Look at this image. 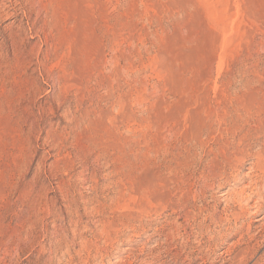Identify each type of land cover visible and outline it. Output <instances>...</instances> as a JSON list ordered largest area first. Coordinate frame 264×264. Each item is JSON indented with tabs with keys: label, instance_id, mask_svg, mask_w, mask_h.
<instances>
[{
	"label": "rangeland",
	"instance_id": "rangeland-1",
	"mask_svg": "<svg viewBox=\"0 0 264 264\" xmlns=\"http://www.w3.org/2000/svg\"><path fill=\"white\" fill-rule=\"evenodd\" d=\"M0 64V264H264V0H0Z\"/></svg>",
	"mask_w": 264,
	"mask_h": 264
},
{
	"label": "bare ground",
	"instance_id": "bare-ground-1",
	"mask_svg": "<svg viewBox=\"0 0 264 264\" xmlns=\"http://www.w3.org/2000/svg\"><path fill=\"white\" fill-rule=\"evenodd\" d=\"M19 4V3H18ZM4 16V15H3ZM13 16V15H12ZM6 17V16H5ZM2 20V19H1ZM17 22V21H16ZM3 23V22H2ZM65 33V32H64ZM4 62V61H3ZM15 63V62H14ZM1 65V64H0ZM66 72V71H65ZM2 73V72H1ZM10 73V71L8 72ZM7 73V74H8ZM9 76V75H8ZM12 78V77H11ZM11 82V81H10ZM23 82V81H22ZM7 83V82H6ZM28 83V82H27ZM14 84V83H13ZM63 85V84H62ZM22 87V86H21ZM19 88V87H18ZM13 89H11L12 91ZM28 90V89H27ZM13 92V91H12ZM3 93V92H2ZM7 93V92H6ZM10 94V93H9ZM12 94V93H11ZM4 96V95H3ZM2 96V97H3ZM8 96V95H7ZM13 96V95H12ZM1 98V97H0ZM4 101V100H3ZM2 101V102H3ZM11 102V101H10ZM7 103V102H6ZM15 103V102H14ZM2 105V104H1ZM7 105V104H6ZM9 106V105H8ZM11 106V105H10ZM4 107V106H3ZM6 108V107H5ZM7 109V108H6ZM13 113V112H12ZM10 117V116H9ZM18 123V122H17ZM197 135V134H196ZM197 137V136H196ZM216 159V158H215ZM226 159V158H225ZM227 161V160H226ZM216 162L218 163L219 162V158L216 159ZM223 162V161H222ZM226 163V162H225ZM214 166V165H213ZM255 166H257L258 170L260 169V172L261 174L264 175V163H255ZM240 167V166H239ZM250 171V170H249ZM254 171V170H253ZM252 172V171H251ZM220 175V174H219ZM217 179V178H216ZM262 181H260L259 178H257V180H255L249 187L247 186V188H249L250 190H255L254 193H250L248 196H246V191H247V188L246 189H242L239 193L235 194V200H232L233 202L234 201H238L241 200L242 202H246L247 203V207H243L242 206V203L239 204V207H240V210L242 214H245V215H250L251 213V216L254 217L253 220H250L251 221V225L254 226V224H259L255 229L257 231H259V233L261 232H264V217H260V214H261V210L263 209V203H264V182L261 183ZM215 184V182H214ZM248 192V191H247ZM228 193H224L223 195H221L220 197L222 198H225L227 196ZM229 196V195H228ZM227 196V198H228ZM226 198V199H227ZM228 201V200H227ZM239 202V201H238ZM251 203L253 205H251ZM239 210V211H240ZM251 210V212L249 211ZM250 212V213H249ZM212 218V217H211ZM226 219V218H225ZM188 223V222H187ZM185 226V225H184ZM250 226V225H249ZM185 228V227H184ZM250 228V227H249ZM253 228V227H252ZM251 229V228H250ZM255 230V231H256ZM262 234V233H261ZM120 243V242H119ZM182 246V245H181ZM83 247V246H82ZM237 247V246H236ZM246 251V250H245ZM249 252V250H248ZM247 252V254H248ZM226 253V252H225ZM223 253V254H225ZM89 254V253H88ZM222 254V255H223ZM245 254V252H244ZM246 254V256H247ZM139 257V256H138ZM241 257V256H240ZM95 258V257H94ZM242 259V263L244 264H250L249 260L246 259L244 256L243 258H240ZM252 259V258H250ZM256 259V258H255ZM241 261V260H240ZM255 261V260H254ZM136 262V261H135ZM235 263V262H234ZM241 263V262H240ZM207 264V263H206Z\"/></svg>",
	"mask_w": 264,
	"mask_h": 264
}]
</instances>
